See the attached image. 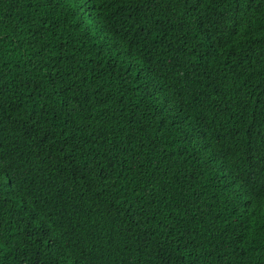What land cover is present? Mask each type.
<instances>
[{
	"label": "trees",
	"instance_id": "1",
	"mask_svg": "<svg viewBox=\"0 0 264 264\" xmlns=\"http://www.w3.org/2000/svg\"><path fill=\"white\" fill-rule=\"evenodd\" d=\"M0 264H264V0H0Z\"/></svg>",
	"mask_w": 264,
	"mask_h": 264
}]
</instances>
